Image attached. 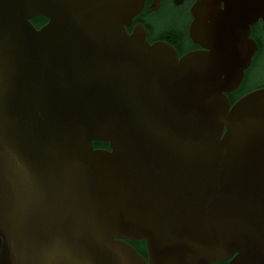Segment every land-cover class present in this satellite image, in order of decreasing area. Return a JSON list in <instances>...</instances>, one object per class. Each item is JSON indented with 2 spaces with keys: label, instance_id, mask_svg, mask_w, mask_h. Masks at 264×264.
<instances>
[{
  "label": "water",
  "instance_id": "95a60500",
  "mask_svg": "<svg viewBox=\"0 0 264 264\" xmlns=\"http://www.w3.org/2000/svg\"><path fill=\"white\" fill-rule=\"evenodd\" d=\"M144 2L0 0V264H264V0H198L183 56Z\"/></svg>",
  "mask_w": 264,
  "mask_h": 264
},
{
  "label": "flooded vegetation",
  "instance_id": "af4514ba",
  "mask_svg": "<svg viewBox=\"0 0 264 264\" xmlns=\"http://www.w3.org/2000/svg\"><path fill=\"white\" fill-rule=\"evenodd\" d=\"M198 0H183V3L175 4L174 0H145L143 8L132 17V22L126 26L128 33H132L138 23L147 32L145 39L151 44L159 41L173 46L183 56L190 52L203 51L206 48L195 43L190 36V26L195 20L192 8ZM221 3V10H224V3ZM264 16L258 17L257 21L249 23L251 39L256 46V51L251 57L250 64L245 69V75L238 89L227 93L230 95L244 88L243 95L264 87ZM34 26L39 29L47 24L48 19L44 16H37L31 19ZM236 99V100H237ZM231 102V99H230ZM233 104V103H231ZM108 149V147H96ZM139 253L147 257L146 242L144 240L130 241ZM137 245H140L139 248ZM229 260L219 261L228 262ZM215 264V263H213ZM216 264H218L216 262Z\"/></svg>",
  "mask_w": 264,
  "mask_h": 264
},
{
  "label": "trees",
  "instance_id": "16d2710c",
  "mask_svg": "<svg viewBox=\"0 0 264 264\" xmlns=\"http://www.w3.org/2000/svg\"><path fill=\"white\" fill-rule=\"evenodd\" d=\"M245 89L242 88L239 91L233 93L230 95V99H231V103H234L236 101V99L243 93ZM94 146L95 147H108V143L106 142H100V141H94ZM138 248L140 245H137ZM218 264H227L226 262H217ZM216 264V263H215Z\"/></svg>",
  "mask_w": 264,
  "mask_h": 264
}]
</instances>
